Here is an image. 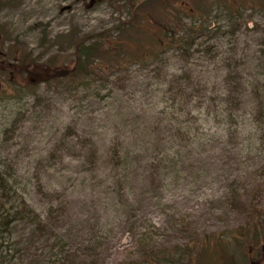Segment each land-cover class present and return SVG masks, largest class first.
I'll return each mask as SVG.
<instances>
[{
    "label": "rangeland",
    "instance_id": "1",
    "mask_svg": "<svg viewBox=\"0 0 264 264\" xmlns=\"http://www.w3.org/2000/svg\"><path fill=\"white\" fill-rule=\"evenodd\" d=\"M196 1L176 5L188 12L196 8ZM204 1L214 2L211 13L216 25L227 17L218 6L225 1L232 8L238 5L231 0ZM240 1L244 3L241 25L232 36H204L186 55L171 50L165 57L170 67L162 71L175 74L190 69L205 76L208 69L219 67L216 59L230 50L247 56L260 50L264 8L255 9L250 0ZM116 2L119 0H0V53H28L40 62L54 56L69 61L73 57L71 38L92 40L107 33L115 37L119 23L129 20L127 10H121L122 3ZM210 55L217 58L210 59ZM157 75L158 65L153 64L120 73L121 87L63 83L49 88L42 84L36 95L23 93L15 98L13 93L0 94L2 156L18 174L22 171L31 184L36 180L35 185L44 189L41 194L30 187V205L49 222L51 235L59 236L65 255L76 252L82 256L78 264H149L151 250L170 251L164 264H223L226 250L230 253L236 244L241 264H264V226L253 220L264 210V162L258 141L252 142L251 150L242 146L247 132L238 138V144L223 137L220 151L208 154L216 158L209 160V176L198 181H179L177 185L133 182L131 188H120L113 183L116 174L104 157L94 161L93 169L83 164L87 160L78 152L83 140L94 141L105 152L119 133L120 140L128 143L131 135L141 132L142 125L138 129L132 126L131 134L121 132L123 123H110L104 114L111 103L117 106V98L125 109L129 103L137 107L132 99L142 95L136 86L153 85ZM3 88L0 84V91ZM109 93L114 97L111 102L101 99ZM251 108L249 105V114ZM65 127L70 132L65 133ZM37 168L41 170L36 174ZM138 173L146 174L143 170ZM48 184L58 190H47ZM234 189L238 195L232 197ZM252 225L258 226L253 229ZM97 244L100 247L94 251ZM49 246L35 243L27 252L26 264H32L37 255L47 259Z\"/></svg>",
    "mask_w": 264,
    "mask_h": 264
},
{
    "label": "trees",
    "instance_id": "2",
    "mask_svg": "<svg viewBox=\"0 0 264 264\" xmlns=\"http://www.w3.org/2000/svg\"><path fill=\"white\" fill-rule=\"evenodd\" d=\"M183 1L119 0L116 3H122L121 10H127L129 20L119 23L115 28L117 35L107 33L92 40L71 38L73 57L69 61H59L54 56L40 62L28 53L10 50L0 53V84L4 86L0 94L13 93L15 98L23 93L36 95L42 84L49 88L63 83L96 84L103 89L108 83L121 87L120 73L155 64L159 75L154 84L141 82V86H136L142 95L132 99L137 107L129 103L125 109L117 98V108L111 103L104 114L110 123H123L121 132L131 134L132 126L138 129L142 125L141 132L137 136L129 135L128 143L120 140V133L111 138L106 154L94 141L83 140L78 152L87 160L84 165L93 169L94 161L104 157L111 165L110 171L116 174L113 183L120 188H131L133 182L177 185L179 181H198L209 176L208 164L216 158L208 154L220 151L218 146L224 142L223 137L238 144L243 132L248 135L243 137L242 146L251 150L252 142L258 141L264 162V37L260 50L251 56L231 50L218 59L217 54L208 56L220 62L218 68L208 69L205 76L190 69L175 74L164 72L162 68L170 67L165 57L171 50L186 55L197 39L209 34L220 38L232 36L241 25L244 3L240 0H231L238 3L234 9L227 1L217 7L227 16L225 22L218 25L212 20L214 2L198 0L195 9L184 12L176 5ZM250 2L255 9L264 8V0ZM226 27L229 29L224 30ZM112 95L109 93L101 99L111 102ZM249 105L251 114L247 112ZM67 129L63 131L70 132ZM69 146L66 143V147ZM36 170L37 174L41 168ZM139 170L146 174L139 175ZM19 174L0 152V264H26L27 252L37 242L50 244L49 257L41 260L37 255L32 264L42 261L78 264L82 256L76 252L65 255L59 236L51 235L49 222L42 220L30 205V187L38 188L41 194L44 189L39 183L35 185L36 180L31 184V178L22 171ZM44 188L58 190L51 184ZM236 191L233 190L232 197L238 195ZM257 219L263 227L264 210L259 217L254 216L253 220ZM252 226L256 229L258 225ZM254 236L257 240L258 234ZM235 246L229 249L230 253L226 250L228 257L225 255L224 261L222 259L223 264H241L239 246ZM99 247L97 244L93 250ZM53 251L57 253L53 255ZM170 256V251L152 253L151 250L147 261L164 264Z\"/></svg>",
    "mask_w": 264,
    "mask_h": 264
}]
</instances>
